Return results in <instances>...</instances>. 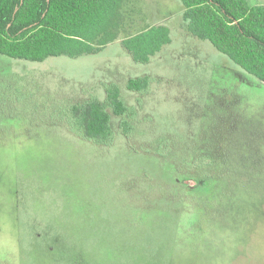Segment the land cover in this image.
Instances as JSON below:
<instances>
[{
  "label": "rangeland",
  "instance_id": "1",
  "mask_svg": "<svg viewBox=\"0 0 264 264\" xmlns=\"http://www.w3.org/2000/svg\"><path fill=\"white\" fill-rule=\"evenodd\" d=\"M264 5V0H248ZM181 0H126L100 52L0 54V264H264V83L185 27ZM147 64L123 46L152 27ZM148 77L144 94L128 89ZM116 85L114 141L70 131L69 109Z\"/></svg>",
  "mask_w": 264,
  "mask_h": 264
},
{
  "label": "trees",
  "instance_id": "2",
  "mask_svg": "<svg viewBox=\"0 0 264 264\" xmlns=\"http://www.w3.org/2000/svg\"><path fill=\"white\" fill-rule=\"evenodd\" d=\"M126 0H0V54L42 62L50 57L77 58L100 52L118 40ZM187 31L210 42L248 74L264 83V5L248 0H181ZM171 43L169 28L152 26L123 40L136 63L150 58ZM149 78L131 79L128 89L144 94ZM126 116L120 127L129 136L135 114L120 98L116 85L107 99L91 98L72 106L65 121L70 131L97 145L114 141L111 115Z\"/></svg>",
  "mask_w": 264,
  "mask_h": 264
}]
</instances>
